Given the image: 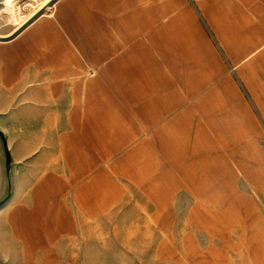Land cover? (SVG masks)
I'll list each match as a JSON object with an SVG mask.
<instances>
[{
  "label": "crops",
  "instance_id": "crops-1",
  "mask_svg": "<svg viewBox=\"0 0 264 264\" xmlns=\"http://www.w3.org/2000/svg\"><path fill=\"white\" fill-rule=\"evenodd\" d=\"M5 1L0 264H264V0Z\"/></svg>",
  "mask_w": 264,
  "mask_h": 264
},
{
  "label": "bare ground",
  "instance_id": "bare-ground-1",
  "mask_svg": "<svg viewBox=\"0 0 264 264\" xmlns=\"http://www.w3.org/2000/svg\"><path fill=\"white\" fill-rule=\"evenodd\" d=\"M20 1L21 0H6L5 1V5H6V9H7V13H11L13 16V19L15 22L20 21V16L17 14V6L20 5ZM54 0H43V3H46V5H49L50 3H52ZM37 5V4H36ZM45 6V5H44ZM43 6V7H44ZM5 7V6H4ZM22 7V6H21ZM31 7V6H30ZM42 7V8H43ZM22 9V8H21ZM39 13V12H38ZM34 18V17H33ZM32 19V18H31ZM24 22V21H23ZM23 25V24H22ZM2 38V37H0ZM5 38V37H4Z\"/></svg>",
  "mask_w": 264,
  "mask_h": 264
},
{
  "label": "rangeland",
  "instance_id": "rangeland-1",
  "mask_svg": "<svg viewBox=\"0 0 264 264\" xmlns=\"http://www.w3.org/2000/svg\"><path fill=\"white\" fill-rule=\"evenodd\" d=\"M19 6H20V5H18L17 8H18ZM18 22H19V21H18ZM18 22H16V23H18Z\"/></svg>",
  "mask_w": 264,
  "mask_h": 264
}]
</instances>
